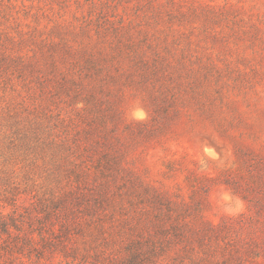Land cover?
Masks as SVG:
<instances>
[{
    "label": "rangeland",
    "instance_id": "1",
    "mask_svg": "<svg viewBox=\"0 0 264 264\" xmlns=\"http://www.w3.org/2000/svg\"><path fill=\"white\" fill-rule=\"evenodd\" d=\"M35 184L255 216L264 0H0V197Z\"/></svg>",
    "mask_w": 264,
    "mask_h": 264
},
{
    "label": "trees",
    "instance_id": "2",
    "mask_svg": "<svg viewBox=\"0 0 264 264\" xmlns=\"http://www.w3.org/2000/svg\"><path fill=\"white\" fill-rule=\"evenodd\" d=\"M72 187L0 197V264H262L264 204L216 222L208 192L115 200Z\"/></svg>",
    "mask_w": 264,
    "mask_h": 264
}]
</instances>
